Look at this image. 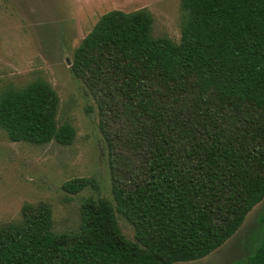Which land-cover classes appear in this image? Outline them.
<instances>
[{
    "label": "trees",
    "instance_id": "1",
    "mask_svg": "<svg viewBox=\"0 0 264 264\" xmlns=\"http://www.w3.org/2000/svg\"><path fill=\"white\" fill-rule=\"evenodd\" d=\"M180 39L154 36L140 9L102 14L73 52L70 71L102 114L122 108L141 164L113 176L111 196L87 197L76 231L56 232L46 203L0 224V264H177L206 257L264 199V0H179ZM59 97L37 78L0 90L10 142L70 146ZM93 177L62 183L67 195ZM70 197L67 196V199ZM117 214L133 228L121 232ZM260 219L264 222V213ZM227 264H264L254 251Z\"/></svg>",
    "mask_w": 264,
    "mask_h": 264
},
{
    "label": "rangeland",
    "instance_id": "2",
    "mask_svg": "<svg viewBox=\"0 0 264 264\" xmlns=\"http://www.w3.org/2000/svg\"><path fill=\"white\" fill-rule=\"evenodd\" d=\"M140 9L153 16L154 36L178 42L182 11L179 0H0V90L22 87L37 78L59 97L57 121L70 122L76 137L70 146L10 142L0 130V224L16 222L24 203L51 208L56 232L76 231L79 206L87 197H105L113 205L112 177L141 164L130 137L132 124L122 108L102 114L98 103L70 71L74 50L99 17L111 10ZM93 177L97 188L76 195L61 189L64 181ZM67 196L70 198L67 199ZM264 199L244 218L223 245L198 260L177 264H227L252 253L264 234ZM123 235L134 241L132 226L117 214Z\"/></svg>",
    "mask_w": 264,
    "mask_h": 264
}]
</instances>
